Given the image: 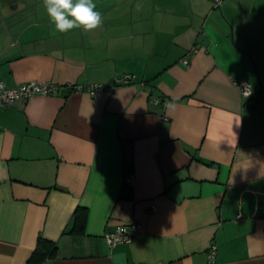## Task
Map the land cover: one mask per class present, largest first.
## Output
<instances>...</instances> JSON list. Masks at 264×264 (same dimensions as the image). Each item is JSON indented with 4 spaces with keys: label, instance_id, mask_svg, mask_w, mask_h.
Instances as JSON below:
<instances>
[{
    "label": "crops",
    "instance_id": "0c3cea01",
    "mask_svg": "<svg viewBox=\"0 0 264 264\" xmlns=\"http://www.w3.org/2000/svg\"><path fill=\"white\" fill-rule=\"evenodd\" d=\"M93 3L98 28L61 33L43 0H0V81L57 87L0 109V264L39 236L57 246L41 264H206L212 245L215 264H264V0Z\"/></svg>",
    "mask_w": 264,
    "mask_h": 264
},
{
    "label": "built area",
    "instance_id": "2783aa9c",
    "mask_svg": "<svg viewBox=\"0 0 264 264\" xmlns=\"http://www.w3.org/2000/svg\"><path fill=\"white\" fill-rule=\"evenodd\" d=\"M214 7H219L222 0H210ZM197 46L191 48L190 52H196ZM183 64L188 65V59L182 60ZM134 75L131 73H123L115 79V84L109 87L113 89L117 84H128L133 82ZM233 83L238 87L241 96H243L248 103H251L257 97L255 90L252 86L244 80L232 79ZM69 89L76 91H87L89 94L102 92L105 88L102 84H90V85H69ZM57 91V87L50 82H38L29 81L21 84H17L13 87H8L4 82L0 81V109L13 105L18 100H25L35 94L50 95ZM250 91V95L246 96V92ZM156 101V100H154ZM134 176L129 174L125 182L133 184ZM239 217V216H237ZM142 231V227L137 222H131L127 224H118L112 232H108L104 235L106 243L109 247H114L117 244H128L132 239ZM216 260V246L212 245L207 252L206 264H215Z\"/></svg>",
    "mask_w": 264,
    "mask_h": 264
},
{
    "label": "clouds",
    "instance_id": "9594fccd",
    "mask_svg": "<svg viewBox=\"0 0 264 264\" xmlns=\"http://www.w3.org/2000/svg\"><path fill=\"white\" fill-rule=\"evenodd\" d=\"M43 3L56 30L61 33L77 27L89 31L102 24L101 13L94 11L93 0H43ZM250 94L246 92V96Z\"/></svg>",
    "mask_w": 264,
    "mask_h": 264
},
{
    "label": "trees",
    "instance_id": "16d2710c",
    "mask_svg": "<svg viewBox=\"0 0 264 264\" xmlns=\"http://www.w3.org/2000/svg\"><path fill=\"white\" fill-rule=\"evenodd\" d=\"M87 218V209L85 207H77L72 214L71 232L81 233L84 230ZM57 246L55 241L48 240L43 236L37 238L35 249L28 258L27 264H41L49 258L55 256Z\"/></svg>",
    "mask_w": 264,
    "mask_h": 264
}]
</instances>
